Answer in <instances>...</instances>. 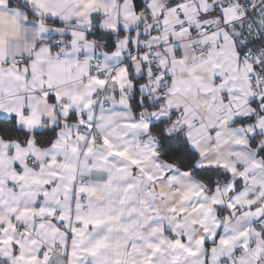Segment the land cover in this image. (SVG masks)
<instances>
[{
  "label": "snow or ice",
  "instance_id": "6c2138e0",
  "mask_svg": "<svg viewBox=\"0 0 264 264\" xmlns=\"http://www.w3.org/2000/svg\"><path fill=\"white\" fill-rule=\"evenodd\" d=\"M0 264H264V0H0Z\"/></svg>",
  "mask_w": 264,
  "mask_h": 264
}]
</instances>
